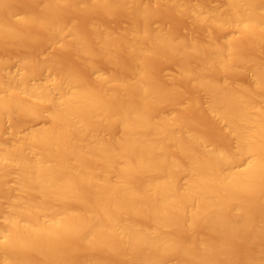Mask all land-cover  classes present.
<instances>
[{"label": "bare ground", "instance_id": "6f19581e", "mask_svg": "<svg viewBox=\"0 0 264 264\" xmlns=\"http://www.w3.org/2000/svg\"><path fill=\"white\" fill-rule=\"evenodd\" d=\"M0 50V264H264V0H0Z\"/></svg>", "mask_w": 264, "mask_h": 264}, {"label": "rangeland", "instance_id": "374dc122", "mask_svg": "<svg viewBox=\"0 0 264 264\" xmlns=\"http://www.w3.org/2000/svg\"><path fill=\"white\" fill-rule=\"evenodd\" d=\"M19 7V6H18ZM17 7V8H18ZM21 7V6H20ZM22 9H23V7H22ZM22 9H20L21 11H22ZM95 15V14H94ZM101 15V14H100ZM87 16L88 15H86L83 19L81 18V17H83V15L82 16H80V18H81V21H80V23L85 19V18H87ZM174 17V18H173ZM98 18V17H97ZM100 19H102L103 17L101 16V17H99ZM116 18H118V17H116ZM170 18H173V21H172V19H170ZM179 21H175L176 19ZM80 20V19H79ZM78 20V21H79ZM103 20V19H102ZM166 20H168V21H166V23L168 24V26L170 27L171 26V24L173 25V26H171L172 27V30L175 32L176 31V28L177 27H179L178 29H177V33H180V34H184V32H185V34H187V32H186V28H188L187 30H188V32L190 33V31H194V33H195V35L194 34H192V33H190V34H192V36L193 37H199L200 36V32L195 28L194 29V27H192V26H190L184 19H178L176 16H173V15H170V16H167V19ZM172 21V23H171V21ZM107 21V20H106ZM105 20H104V22H106ZM113 21H114V23L116 22V21H120V22H116L115 23V25H114V23H113ZM115 21V18H114V20H111V22L113 23V25L114 26H118V23H119V28H122L123 27V25H120V23L122 22H124L122 19H120V18H118V20H116ZM170 21V22H169ZM108 22V23H107ZM106 23H105V25H108L109 27H113L114 28V26L112 25V23L108 20ZM109 22H110V24H109ZM165 22V21H164ZM175 22H176V24H177V22H178V24H177V26H176V24H175ZM180 22H181V25H180ZM186 22V23H185ZM153 23L155 24V25H159V22L157 21V20H153ZM123 24H125V23H123ZM165 24V23H164ZM179 25V26H178ZM117 27V28H118ZM182 29H181V28ZM175 28V29H174ZM182 31H181V30ZM176 33V32H175ZM188 33V34H189ZM189 34V35H190ZM199 35V36H196V35ZM191 36V35H190ZM50 47V48H49ZM48 48H47V46L46 47H44L43 49H42V53L44 54V55H48V53L49 54H51V53H57V52H59L58 53V55H59V59L61 58V56L63 57V58H61L62 60H67V59H70V56L68 55V54H66V52H64V51H58V50H56L55 48H53V47H51V46H49ZM53 48V49H52ZM52 50H53V52H52ZM22 51V50H21ZM47 52V53H45V52ZM61 52V53H60ZM65 53V55H64V53ZM0 53H2V55H6V54H8V52L6 53V52H1V50H0ZM6 53V54H5ZM14 53V54H13ZM19 53H21L22 54V52H20V51H18V53L17 52H10V54H12L13 56H15V55H18ZM25 52H24V50H23V54H24ZM61 54V55H60ZM9 55V54H8ZM58 55L56 54V56L58 57ZM9 56H11V55H9ZM69 56V57H68ZM64 57L66 58V59H64ZM160 65H162V64H155L154 66H156L157 68H155V67H153V69H154V72H155V74L156 75H164L165 77H169L173 72H175V69L173 68V66H171L170 64H167V65H162V66H160ZM160 66V68H158ZM164 66H166L165 68H163ZM162 68V69H161ZM160 70H162V71H160ZM16 71V73L17 74H19L20 73V70H18V68L15 70ZM159 71H160V73H159ZM47 72H49L48 74L46 73V72H44L43 73V75H41V76H39L37 79H36V82H44V81H46V84H47V86H49V88H50V85H51V80H53V78L55 77L54 76V74H53V72H50V71H47ZM45 73H46V75H48V76H46L45 75ZM51 74V75H50ZM54 76V77H53ZM231 75H227V78H229ZM233 77V76H232ZM48 78V79H47ZM52 78V79H51ZM225 78H226V76H225ZM240 77H237L236 79H239ZM51 79V80H50ZM229 79H231V77L229 78ZM233 79H235V77H233ZM241 81L240 82H245V79L244 78H242L241 77V79H240ZM176 81V80H175ZM178 81V80H177ZM177 81H176V83H177ZM49 82H50V84H49ZM51 89V88H50ZM189 89V88H188ZM186 90H187V88H186ZM190 90H188V91H186V92H189ZM190 93V92H189ZM199 96V95H198ZM185 97V96H184ZM186 98V97H185ZM199 100H201V101H203V102H205L206 101V97H205V95L204 94H201L200 96H199ZM169 112H171V111H169ZM205 114H200V115H198L197 116V119L198 120H200V118H202V120H200V122H202V121H206L207 123H203L204 125L203 126H205L206 124H208L209 125V127H208V125H206L205 127H204V129L205 128H209V130H208V132H211L212 130V128H210V127H212V126H210V122H208L209 120H208V118H207V116H206V119H205ZM5 124H4V130H3V132L5 131V137L7 138V139H10L11 138V136L9 135V133H10V130H11V128H10V126H11V121H5L4 122ZM32 123V124H31ZM30 124H31V126H40L41 124H42V121H39V122H31ZM38 123V124H37ZM30 124H28V126L27 127H29L30 126ZM27 127H25L22 131H20V133L19 134H22L24 131H25V129L27 128ZM207 128V129H208ZM206 131V130H205ZM207 132V131H206ZM9 137V138H8Z\"/></svg>", "mask_w": 264, "mask_h": 264}]
</instances>
